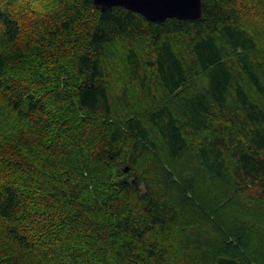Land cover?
<instances>
[{
  "label": "trees",
  "instance_id": "1",
  "mask_svg": "<svg viewBox=\"0 0 264 264\" xmlns=\"http://www.w3.org/2000/svg\"><path fill=\"white\" fill-rule=\"evenodd\" d=\"M202 11L0 0V264H264V0Z\"/></svg>",
  "mask_w": 264,
  "mask_h": 264
},
{
  "label": "water",
  "instance_id": "2",
  "mask_svg": "<svg viewBox=\"0 0 264 264\" xmlns=\"http://www.w3.org/2000/svg\"><path fill=\"white\" fill-rule=\"evenodd\" d=\"M94 4L100 11L122 7L153 23L167 19L197 21L203 17L202 0H94Z\"/></svg>",
  "mask_w": 264,
  "mask_h": 264
},
{
  "label": "rangeland",
  "instance_id": "3",
  "mask_svg": "<svg viewBox=\"0 0 264 264\" xmlns=\"http://www.w3.org/2000/svg\"><path fill=\"white\" fill-rule=\"evenodd\" d=\"M254 26H255V28L257 29V28H259V23L257 22V23H254ZM1 241V240H0Z\"/></svg>",
  "mask_w": 264,
  "mask_h": 264
}]
</instances>
